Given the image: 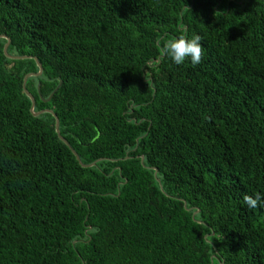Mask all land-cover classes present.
<instances>
[{
	"label": "trees",
	"instance_id": "trees-1",
	"mask_svg": "<svg viewBox=\"0 0 264 264\" xmlns=\"http://www.w3.org/2000/svg\"><path fill=\"white\" fill-rule=\"evenodd\" d=\"M0 35V264H264V0H0Z\"/></svg>",
	"mask_w": 264,
	"mask_h": 264
},
{
	"label": "clouds",
	"instance_id": "clouds-1",
	"mask_svg": "<svg viewBox=\"0 0 264 264\" xmlns=\"http://www.w3.org/2000/svg\"><path fill=\"white\" fill-rule=\"evenodd\" d=\"M202 37L199 34L188 38L185 35H180L178 38L166 41L162 46L157 42V47H162L163 54L170 57L176 65L183 64L186 59H190L193 66L201 63L204 49L202 46ZM243 205L253 210L264 206V196L260 192L254 195L244 194Z\"/></svg>",
	"mask_w": 264,
	"mask_h": 264
},
{
	"label": "water",
	"instance_id": "water-1",
	"mask_svg": "<svg viewBox=\"0 0 264 264\" xmlns=\"http://www.w3.org/2000/svg\"><path fill=\"white\" fill-rule=\"evenodd\" d=\"M1 37L2 36H4V37H6V35H0ZM9 44H10V38H8V40H7V43L5 44V47H4V49H3V52H5L7 55H9V56H13V55H10L9 53H8V46H9ZM13 57H17V56H13ZM38 65H39V71L37 72V73H28L26 76H25V78H24V90H25V92H26V94L31 98V100H32V106H31V111H32V113L35 115V116H38V115H40V114H42L43 112H45V111H50V112H52V110L51 109H44V110H40V111H35V98H34V96H33V94L27 89V87H26V82H27V80H28V78L30 77V76H33V75H40L42 72H43V66H42V64L38 61ZM54 93V92H53ZM53 93L50 95V97L48 98V99H50L51 97H52V95H53ZM56 131H57V133H58V135H59V137L63 140V141H65L66 143H68L67 142V140L61 135V132H60V122H59V118L58 117H56ZM73 152H74V154H75V156H76V158H77V160L80 162V164L82 165V167H91V166H93V165H95L96 163H93V164H89V165H86V164H83L82 162H81V159H80V157H79V155L77 154V152L75 151V150H73Z\"/></svg>",
	"mask_w": 264,
	"mask_h": 264
}]
</instances>
